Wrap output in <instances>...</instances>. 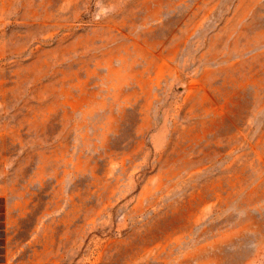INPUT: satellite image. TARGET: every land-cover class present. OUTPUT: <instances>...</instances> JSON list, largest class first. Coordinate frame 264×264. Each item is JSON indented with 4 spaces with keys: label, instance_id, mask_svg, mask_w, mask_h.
<instances>
[{
    "label": "rangeland",
    "instance_id": "374dc122",
    "mask_svg": "<svg viewBox=\"0 0 264 264\" xmlns=\"http://www.w3.org/2000/svg\"><path fill=\"white\" fill-rule=\"evenodd\" d=\"M0 264H264V0H0Z\"/></svg>",
    "mask_w": 264,
    "mask_h": 264
}]
</instances>
